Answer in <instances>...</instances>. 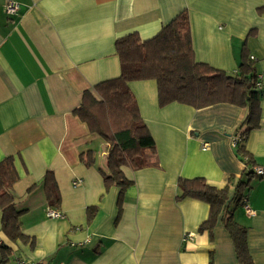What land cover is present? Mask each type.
<instances>
[{"label": "crops", "instance_id": "crops-1", "mask_svg": "<svg viewBox=\"0 0 264 264\" xmlns=\"http://www.w3.org/2000/svg\"><path fill=\"white\" fill-rule=\"evenodd\" d=\"M7 1L18 4L13 16L5 13ZM183 11L196 62L233 75L242 52L253 58L260 121L240 146L264 169V0H0V161L13 158L19 177L14 204L24 211L23 233L35 241L33 248L8 241L0 211V241L13 252L7 264L17 257L31 264H238L221 216L211 233H199L209 206L176 200L178 180L194 178L228 186L226 206L246 229L253 263L264 264V175L244 191L251 212L234 200L236 183L247 181L232 147L244 109L226 103L160 107L154 80L128 83L154 139L146 153L157 167L122 169L132 184L120 215V190L105 191L100 173L108 146L73 114L85 90L120 75L116 39L136 33L149 40ZM87 151L94 152L91 167L79 159ZM47 171L61 195L58 219L48 216ZM89 207L97 208L90 222Z\"/></svg>", "mask_w": 264, "mask_h": 264}, {"label": "trees", "instance_id": "trees-1", "mask_svg": "<svg viewBox=\"0 0 264 264\" xmlns=\"http://www.w3.org/2000/svg\"><path fill=\"white\" fill-rule=\"evenodd\" d=\"M114 47L120 75L97 83L92 91L85 90L81 104L73 114L90 133L98 135L108 146L105 167L100 173L105 191L111 187L120 190L117 200L120 215L124 192L132 184L122 169L138 171L157 167V161L146 153L154 149V139L140 117L128 83L154 80L160 107L178 103L198 110L226 103L244 109L245 117L232 137L245 136V139L259 127L262 93L258 90L260 79L254 70L253 59L245 52H242L241 64L233 75L194 60L186 11L177 15L151 39L141 41L136 33H132L116 39ZM235 152L245 166L247 178L246 182L238 181L235 185L234 200L241 204L246 197L244 191L255 176L253 168L256 165L242 145ZM79 159L84 166L91 167L95 162L94 152L82 153ZM18 179L13 158L0 161L1 232L11 243L29 244L33 248L34 238L22 231L24 211L17 210L14 204L13 187ZM233 181L234 178H230L228 185ZM42 185L48 207L58 210L61 195L52 171L45 173ZM177 187L179 193L176 200L190 198L209 206L208 217L201 223L198 232L211 233L221 216V222L233 242L238 264H254L247 248L246 229L234 221L232 211L226 206L228 186L217 189L203 178H194L179 179ZM96 211L95 207L87 208L88 222ZM12 255L11 248L1 241L0 264H7Z\"/></svg>", "mask_w": 264, "mask_h": 264}, {"label": "built area", "instance_id": "built-area-1", "mask_svg": "<svg viewBox=\"0 0 264 264\" xmlns=\"http://www.w3.org/2000/svg\"><path fill=\"white\" fill-rule=\"evenodd\" d=\"M4 9H5V13L7 16H13L18 9V4L14 1H7ZM251 59H253V58L251 57ZM259 79H260V77H259ZM257 86H258V89H260V86H261L260 83H258ZM262 126L264 127V120L262 121ZM244 140H245V136L232 137V147L236 150ZM253 171H254V175L256 177H262L264 175V169H262L260 167H254ZM73 184L79 185L80 181L76 180V181H74ZM242 205L248 213L251 212L248 205H247V199L246 198L243 199ZM48 216L52 219L60 218V214L56 210L48 211ZM16 264H31V263L22 257H17L16 258Z\"/></svg>", "mask_w": 264, "mask_h": 264}]
</instances>
